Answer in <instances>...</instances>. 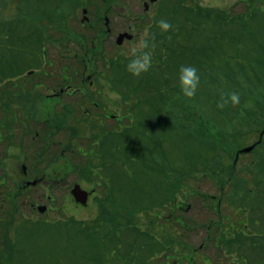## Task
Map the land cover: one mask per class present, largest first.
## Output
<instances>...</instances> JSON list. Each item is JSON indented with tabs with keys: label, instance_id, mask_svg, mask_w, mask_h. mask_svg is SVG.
Here are the masks:
<instances>
[{
	"label": "rangeland",
	"instance_id": "374dc122",
	"mask_svg": "<svg viewBox=\"0 0 264 264\" xmlns=\"http://www.w3.org/2000/svg\"><path fill=\"white\" fill-rule=\"evenodd\" d=\"M97 1L106 7L104 11L107 12L110 8L108 19L111 20L115 36L110 42H106L107 34L101 35L96 42L95 58L88 60L95 59L92 68L103 76L101 83L98 81L97 85L104 94L96 101H101L100 104L104 107H110L116 119L109 123L112 131L105 130L101 133L100 130L97 131L98 134L91 123L76 125L71 132L65 131L63 146L57 142L61 140L50 132L52 136L47 138V142L51 146L45 148L50 147L52 150L45 158H39L35 154L33 159L25 163L34 178H45L50 187L60 186L55 191L39 187L33 191L26 190L25 194L17 197L18 190L12 188L9 179L4 182L7 188L0 186V201H3L0 204L5 205V210L8 209L6 205L12 208L13 205L9 204H15L10 212L11 216L6 214L7 211L2 213V219L12 220L4 231L2 241L3 248L13 252V264H159L165 263L167 257H174L170 258L171 264L174 260L179 264H186V259L190 257L196 259L198 264H264V116L261 114L264 109V0H160L150 9L153 16L150 15L154 55L163 54L165 49L166 56L167 45H174L170 40L172 36L179 40V51L183 52L178 67H196L201 83L213 86L216 95L227 97L230 93L238 94L240 102L237 105L231 104L232 108H245V105L252 107V102L253 105L244 102L247 97L261 100L260 108L253 112L260 114L262 126L254 127V121L251 124L248 121L255 114H241L231 127L227 122L234 120V117L229 111L228 115L232 116H227L224 119L226 123L222 126L218 124L222 131H228L231 127L232 132L227 136L229 142L234 139V132L241 129L253 130L248 141L236 143L242 146V150L257 145L251 154L240 161H236L237 152L234 151L233 157L225 159L217 156L215 161L216 151L208 152L205 149L207 146L203 144L204 133L193 130L194 126L200 125V128L205 129L209 126L205 124L202 127L199 124L202 121V109L210 112V115L219 112L212 110L216 105L215 100L199 98V94L207 92L203 85L197 96L188 100L180 95L178 82L171 83V89L169 86L162 88L160 82L150 84L145 74L142 75V85L150 87L139 93L142 99L140 113L144 120L138 127L133 125L135 118L133 122L130 121L135 112L132 109L136 107L135 101L127 102L121 92L118 102L108 99L109 92L113 91H110L106 74L112 76L115 73L113 80L120 79L118 74L130 76L125 70L123 61L128 63V59L123 52L137 41L144 29L134 19L129 24V28L130 25L133 26L132 30H128V19L125 18H136L146 13L138 0ZM104 1L112 4L105 5ZM75 2L0 0V56H3L0 58L1 92L4 95L6 87L12 89L7 85L10 82L7 79L19 77L14 81L17 89L10 93L16 96L17 92L19 95L16 100L19 107H55L54 103L57 102L49 97L59 94L60 86L73 87L72 82L78 85L80 78L77 76L83 73L84 68L82 56L75 58L78 47L72 41L66 47L63 46L67 43L62 41L65 24L63 29H57L56 23L52 22L67 17L73 29L69 28L72 36L85 34L88 42L94 40L96 32L89 31L87 24L84 31L79 26V22L86 17L83 9L89 11L90 5L83 8ZM198 6L215 10L208 12ZM94 7H90L87 17L94 18ZM190 8H195L193 13ZM39 12L46 16V20L38 18ZM159 20L169 21L173 26L172 30L162 32L157 27ZM20 23L28 29L35 27L32 39L25 31L21 33ZM121 32H128L135 39L130 43L126 41L119 48L116 40ZM42 34L45 35L44 38ZM66 39L69 38L66 36ZM19 43L25 44L27 51L19 49ZM31 43L34 44V49L30 47ZM44 49L47 55L43 53ZM62 55L67 57L65 65H71L67 69L68 74L61 72L64 61L59 56ZM113 60H123L117 65L116 72L114 68H108L112 67ZM171 61H178V58L173 57ZM106 66L108 70L105 69ZM229 68L234 69L232 77L220 72V69ZM160 70L162 73L165 71L162 68ZM30 72L36 73L31 80L28 76ZM64 76L72 82L64 83ZM133 80L135 82L133 86L129 83V89L122 88L117 83L119 89L114 90H132L139 81L138 78ZM45 82H49L48 85L42 84ZM173 87L176 88L174 92ZM81 93L76 96V101ZM6 95V99H9V93ZM66 98L64 103L68 105L69 99ZM126 112L131 115H126ZM170 112L174 113L173 117ZM249 115L251 118H248ZM203 120H207L205 114ZM117 121L125 124L124 128L120 127V134L117 131ZM170 123L173 124L172 128ZM42 127H34L33 130L42 131ZM241 134L242 132L239 135ZM74 138L77 142L73 145L71 142ZM66 144L76 146L72 150L76 149L77 156L87 163L77 161L73 164L75 167L72 166V156H67L68 160L63 155ZM39 148L32 146L30 153L33 155ZM223 152H220V156ZM50 154L51 161L48 159ZM24 155V150H16L11 160L9 158L4 163L5 167L3 166V171H11L12 168L17 170L18 184L22 180ZM6 158L4 149L1 159ZM44 159L46 163H41ZM99 168H102L99 173L103 175L99 176V180L92 181V176L98 178L95 172ZM233 168L236 175L230 181L226 178ZM105 179L109 181L107 192L110 201L105 205L101 204L103 212L115 214L123 223L122 216L129 219L128 226L121 224L129 229L126 228L119 236L109 233L111 231L106 222L97 219V204L106 199ZM76 186L90 194L85 207L78 205L72 195ZM94 189L98 192L92 196ZM8 195L15 199L8 202ZM51 197L54 201L50 202ZM169 198L172 201L167 203ZM31 204H36V207H31ZM39 207L51 208V212L42 214L38 211ZM182 222L185 227L180 225ZM231 225L236 228H230ZM14 226L10 233L9 228ZM97 226L101 227L100 231H96ZM238 226L243 231L241 235L238 233ZM144 234L151 236L150 243ZM13 235L11 240L9 236L12 238ZM227 242L228 246L232 243V249L227 247ZM128 255L131 256V261ZM124 257L127 258L124 260ZM0 262L12 264L11 255L1 258Z\"/></svg>",
	"mask_w": 264,
	"mask_h": 264
},
{
	"label": "flooded vegetation",
	"instance_id": "af4514ba",
	"mask_svg": "<svg viewBox=\"0 0 264 264\" xmlns=\"http://www.w3.org/2000/svg\"><path fill=\"white\" fill-rule=\"evenodd\" d=\"M139 5L144 6L145 13L144 15L137 16L136 18H129L126 17L125 20L127 25H128V30H132L133 26L131 24L134 22L133 20L135 19L136 22H139L142 26L147 27L148 25L152 26V21L150 18L153 16L150 13L151 7L154 5L148 4V0H138ZM101 12H95L94 13V18H89L85 17L84 20H82V24H88L90 26V30H94V32L98 33L101 32L103 33L104 30L102 28H99L101 26L100 24L103 23L107 24L109 23V27L111 26V20H107L106 16L107 12L105 13V16L100 14ZM88 15V14H87ZM150 15L152 17H150ZM125 17V16H124ZM146 18H149L150 20H145ZM103 19V20H102ZM100 23V24H99ZM103 31V32H102ZM114 30L110 29V32H107V38L106 41H109L114 38ZM122 33V34H121ZM118 34V36L123 35V34H130L128 32H121ZM132 35V34H130ZM99 38V37H98ZM97 37L94 38V40H98ZM135 37L133 36L132 40H125V42H132L134 41ZM93 40V42H94ZM84 40L81 39L80 43L81 45L83 44ZM124 42V43H125ZM86 44V43H85ZM95 45V44H94ZM92 47H95V46ZM124 45V44H123ZM63 61V60H62ZM66 62V61H65ZM62 63V62H59ZM86 68L83 72V75L80 77V80L78 82V85L74 84L75 89H73L72 86H67L65 89L60 90L59 94H53L49 97L50 100L55 101L57 103H54L55 107H50V108H40V107H30V108H22L17 105V97L18 94L16 92V96L12 95V98L9 100L10 106L9 107H2L1 105V93H0V162L7 163L9 161V158H11L15 155L16 150H24V160L23 165H22V180L18 184V176H17V170L15 168H12L10 171L6 172H1L0 171V178L4 177L3 179L5 180L6 178L10 179L12 188L15 187V189L19 190H28V189H34L37 187L33 186H28L31 181H29L30 178H32L33 174L30 171V169L26 165V161L29 159H33L35 154L37 157H45V150H44V145L48 144V137L51 138L53 135L56 139H60L59 144L63 146L64 141V133L65 131L71 132V130H74L76 125L79 124H87L91 123V127L94 128V130L101 131V133H104L105 130L112 131L109 123L112 122V120L116 119L115 116L112 115L110 111V107H104L102 106L98 101V97L102 96L104 93L101 88H98V81L99 84L101 83L102 77L98 75L92 68V65H89L87 61L84 62ZM72 81H68L67 83H71ZM49 82L42 83L43 85H48ZM49 89V88H48ZM47 90V89H46ZM84 91V93L82 92ZM111 91V90H110ZM82 92V93H81ZM80 95L78 98V101H76V96ZM110 93V92H109ZM67 97L66 99H69V104L66 105L64 103V98ZM101 105V107H100ZM43 118V120H41ZM122 121H117V124H119V129L120 127L123 128L124 124H122ZM45 124V125H43ZM42 127V131L40 130H33L35 127ZM49 130V131H48ZM52 132V135L51 133ZM98 134V132H97ZM55 141V140H54ZM90 141V140H89ZM77 141L72 139V144L74 145ZM95 141H92L94 143ZM79 143V142H78ZM96 143V142H95ZM100 144V143H99ZM98 144V145H99ZM36 147L39 148L38 151H36L33 155L30 153V148ZM4 149H5V156L7 157L6 159L2 160V155H4ZM27 150V151H26ZM50 156H48L49 159ZM74 161V158H72ZM78 160V158H77ZM37 161V160H35ZM33 180L38 182V185L45 188L44 190H51L53 189L50 187V184H48L45 180V178H32ZM33 182V181H32ZM60 185V184H59ZM107 185V184H106ZM38 186V187H39ZM10 188V187H9ZM47 188V189H46ZM54 190V189H53ZM108 190V185L107 189ZM11 191V188H10ZM96 191L93 190L91 195H95ZM17 195V193H16ZM12 196V195H11ZM9 202L12 201L13 198H10L9 195ZM109 201V199H106ZM54 201L53 198H50V202ZM13 205V204H11ZM27 205V204H26ZM2 205L0 204V259L5 258L8 255H13V252L9 251L7 248H3V241L2 238H4V231H6L7 227L12 223V220L10 219H2L1 213L3 211H7L6 214L11 216V211L14 208V205L12 208L8 206L7 210H2ZM27 207V206H26ZM31 207H36V204H31ZM47 208V213L51 212V208ZM5 209V208H4ZM98 217V216H97ZM123 220L124 217L122 216ZM107 221H106V226L110 228L109 233L111 234H116V235H121L123 231L129 229L124 220V223L122 221H119L116 217L115 214L108 212L107 214ZM96 220V219H94ZM127 225L126 227H123ZM180 224V223H179ZM182 227H185V223L182 222L180 224ZM15 228L11 227L9 228V231L11 233V229ZM96 231H100L101 227H96ZM15 235V234H14ZM9 238L12 240L14 238ZM217 243V241H216ZM123 244V243H122ZM216 248V246H214ZM5 252L7 254H5ZM173 259L174 257H170ZM169 257L165 259V263H159V264H171L172 260H170ZM186 264H198L199 262L196 261V259H192L190 257L189 259H186ZM0 264H2L0 262ZM172 264H179L178 261H175Z\"/></svg>",
	"mask_w": 264,
	"mask_h": 264
},
{
	"label": "trees",
	"instance_id": "16d2710c",
	"mask_svg": "<svg viewBox=\"0 0 264 264\" xmlns=\"http://www.w3.org/2000/svg\"><path fill=\"white\" fill-rule=\"evenodd\" d=\"M74 2H75V0H74ZM75 4H78V5L82 6V7H84V6H87L88 1L78 0V1L75 2ZM204 11L214 12L213 10H204ZM215 12H217V11H215ZM41 13L42 12H39L38 13V18L41 17L42 19H45L46 16L45 15H41ZM223 14H226V13H223ZM65 20H66L65 18L59 19L60 22H64ZM53 21H55V20H53ZM19 30L21 31V33H23V31H25L26 33L30 34V35H28V37H31V39H32V34L35 32V27L33 29H28L26 27V25H22L20 23L19 24ZM35 34H39V33H35ZM44 36L45 35L42 34V37L43 38H44ZM77 36L80 37V35H77ZM170 40L173 42L174 46H172L171 48L169 46V48L167 49V53H168V55H167V59H168L167 63H169L170 60L173 57H177L178 58V61H171L170 62V65L168 67L165 66L164 67V70L165 71H164V73H161V76L160 77H157L156 78V76H155L156 75V72L155 71H152V70H154V68H152V70H150L148 73H146L145 76H146V80H147L148 83L151 84V82L152 83L160 82L163 85L162 88H164V86H165V88H167L169 86L170 89H171V84L170 83L174 84V81L175 82H178V74H179V69L180 68L178 67L177 64H179L180 59L183 58V55H182L183 52L182 51H179L180 50L179 40L173 39L172 36L170 37ZM19 44H20L19 49H24V50L27 51V46L25 44H23V43H19ZM30 47L33 48V49L35 48L33 43H31ZM168 50H170V51H168ZM43 53L44 54L46 53L45 49H44ZM155 56L157 58L159 55L156 53ZM153 58H154L153 61L156 60L155 57H153ZM123 60H121L120 62H122ZM158 61H160V60H158ZM120 62L117 61V60H113L112 61V66H113L115 72H116V69H117V65ZM123 62H125V61H123ZM125 70H127L126 65H125ZM232 71H234V69H230V68L227 69V70L220 69V72L221 73H223V74L226 73V75H229V77H232L233 76V72ZM127 74H129L130 76H127L126 77V76H123L122 74H118V76L120 77V79L119 80H113L114 87H115V85L117 83H119L123 87H127V88H129V83L132 84V86H133V83L135 82L133 80L134 77L129 72H127ZM28 75H29V77H31V76L36 75V73L35 74L34 73H30ZM115 76H116V74H115ZM138 80H139L138 81V84L135 87L137 90H140V91L143 90L144 91L148 87H150V85H146V84L143 86L142 85L143 84V80L140 77L138 78ZM213 82H215V81H213ZM208 86H209V88H208ZM117 88H119L118 85H117ZM203 88L206 89V91L208 90V94H209V91L211 93V95H209L208 101L209 100H215L216 101L215 102L216 105L214 106V108H212V110H219V112L216 115H210V112H206V111H204L202 109L201 110L202 121H200L199 124H201L202 127H204L205 124H208L209 126H208L207 129L200 128L199 127L200 125L199 126H196V127L194 126V129L193 130H196L199 133L202 131L204 133V136L203 135H201V136H203V144L207 146L206 149H208L207 150L208 152H209V150L211 152H215L217 150H220L222 152L224 151L225 153L223 152V155L222 156H220V153H219L218 156H219V158L222 157V158L228 159V156H232L233 157V155H234L233 154V151H234V153H236L242 147V146L240 147L236 143H238V142L240 143V141L243 142V143H245L244 142L245 140L248 141L250 139V136H251L252 131H253L252 129H249L248 131H246V129L238 130V131L234 132V139L231 142H229L227 136H228V134H230V132H232L231 127L234 125L233 123L236 122L237 116H241V114H243V116H247V114H251V115L252 114H255L252 118H251V115H249L248 118H251V119H249L248 121L250 122V124L254 121V123H255L254 124V127H256V126H262V124L260 123V121H261L260 120V117H259L260 114H256L255 112H253L254 109L260 108V102H261V100H257V99L251 100L252 99V96H251V98L250 97H247L246 101H244L247 104H249V102L250 103L252 102L254 104L253 105L251 103L253 106L250 107V108L247 105H245L246 106L245 108H232L230 106L231 103H229V105H225L223 108H220V107H218V105L222 102V97H224V98H226V97L225 96H220L219 94L216 95L214 93V91H213V86H211L210 84L204 85ZM136 89L130 90L132 92L131 94H136L137 93ZM173 90H175L174 87H173ZM12 91H13V89H10V91H9L8 87H6L5 92L6 93H9V95H8V98L9 99L8 100H10L12 98V95L13 94L12 95L10 94ZM5 94H4V97L6 99L7 95L5 96ZM7 103H9V102L5 101L4 98H1V105H2V107H9L10 106V103L8 105H7ZM228 111L231 112L233 114V116L232 115H228V114H230V113H228ZM251 111H252V113H249ZM262 111H263V113H261V114L264 116V109ZM203 114H205L207 116L206 122L203 120ZM227 116L234 117V120H230L229 122H227V125H230L231 124V127H229L228 131H222L220 129V126H222L224 123H226V121L224 119L227 118ZM210 117H213V118H210ZM228 120L229 119H227V121ZM258 123H260V124H258ZM218 124H220V126ZM247 125H249V124H247ZM211 130H214V131L220 130L222 132L221 133H217V132H212ZM240 132H242L241 136L239 135ZM230 143H234V144L231 145ZM234 172H235V168L231 169V171L228 172L229 177L227 176L226 179H229L231 181L233 179L232 176H235L236 175V173H234ZM262 194H264V193H262ZM169 200H171V199L170 198L167 199L166 202L168 203ZM240 235L238 234L239 237H240ZM147 237H148V235H147ZM226 241L229 242L230 240H226ZM228 242L225 243V244L227 245V247H229L230 249H232L233 248L232 247V244L230 243L231 245L228 246L229 245Z\"/></svg>",
	"mask_w": 264,
	"mask_h": 264
},
{
	"label": "clouds",
	"instance_id": "9594fccd",
	"mask_svg": "<svg viewBox=\"0 0 264 264\" xmlns=\"http://www.w3.org/2000/svg\"><path fill=\"white\" fill-rule=\"evenodd\" d=\"M151 25H148L142 30L137 41L128 46L123 55L128 59L127 71L134 77L139 78L148 73L153 67V49L154 36L151 33ZM157 27L164 33L172 30V24L167 20H159ZM201 86V76L196 67L191 65H183L179 69L178 87L182 97L192 100L194 99ZM108 99L113 102H118L121 97L117 92H110ZM231 103L237 105L240 102V97L236 93H230L226 98L222 97V102L218 107L223 108L226 104Z\"/></svg>",
	"mask_w": 264,
	"mask_h": 264
},
{
	"label": "water",
	"instance_id": "95a60500",
	"mask_svg": "<svg viewBox=\"0 0 264 264\" xmlns=\"http://www.w3.org/2000/svg\"><path fill=\"white\" fill-rule=\"evenodd\" d=\"M157 0H151V2H156ZM124 40V37L122 36L120 39H119V44H121L122 43V41ZM251 150L252 149H248V150H246V152L248 153V152H251ZM73 195L75 196V198L77 199V202H79V203H81V204H83V205H86L87 204V199H88V195L86 194V193H84V192H82L81 190H80V188L79 187H77L76 189H75V191L73 192ZM40 213H42V214H44L45 213V208H40Z\"/></svg>",
	"mask_w": 264,
	"mask_h": 264
}]
</instances>
